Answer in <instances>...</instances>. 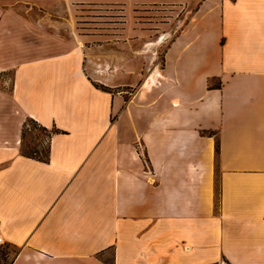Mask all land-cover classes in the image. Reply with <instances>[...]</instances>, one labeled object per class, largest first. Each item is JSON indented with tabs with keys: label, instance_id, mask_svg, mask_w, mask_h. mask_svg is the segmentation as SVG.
I'll return each mask as SVG.
<instances>
[{
	"label": "crops",
	"instance_id": "obj_1",
	"mask_svg": "<svg viewBox=\"0 0 264 264\" xmlns=\"http://www.w3.org/2000/svg\"><path fill=\"white\" fill-rule=\"evenodd\" d=\"M6 1L0 247L16 252L0 264H264V0H202L127 100L41 9L123 0ZM172 89L206 101L196 124L137 127L131 107ZM28 119L60 132L47 162L22 154Z\"/></svg>",
	"mask_w": 264,
	"mask_h": 264
},
{
	"label": "rangeland",
	"instance_id": "obj_2",
	"mask_svg": "<svg viewBox=\"0 0 264 264\" xmlns=\"http://www.w3.org/2000/svg\"><path fill=\"white\" fill-rule=\"evenodd\" d=\"M175 1L180 0H135L134 13H131L133 4L128 0L118 3L88 2L71 7L56 4L50 9H41L54 11L56 19L59 15L63 16L61 20L66 26L62 33L65 36L69 30L70 34L79 30L80 34L86 36L84 67L87 75L98 80L96 85L101 90L122 95L127 100L144 87L154 64H162L164 47H158L160 42L161 46L168 44L202 0H187L184 4ZM6 2L0 0V7ZM10 3L12 5L14 2ZM23 4L24 7H31L30 3ZM34 8L38 9L36 5ZM162 32H168V35L160 40ZM159 92L155 91L148 102L157 97ZM172 100H176L177 104H173ZM148 102L136 103L131 107L133 121L137 127L156 128L164 124L195 125L196 112L201 111L206 103L205 100L197 103L194 96L174 89L156 99L153 107L148 105ZM24 125L26 133L22 140V150L43 158L48 150L52 130L45 132L28 120ZM196 129L203 138L211 134L199 124ZM185 133L194 134L193 131ZM15 252L14 248L7 245L0 247V256L6 263L8 257Z\"/></svg>",
	"mask_w": 264,
	"mask_h": 264
},
{
	"label": "trees",
	"instance_id": "obj_3",
	"mask_svg": "<svg viewBox=\"0 0 264 264\" xmlns=\"http://www.w3.org/2000/svg\"><path fill=\"white\" fill-rule=\"evenodd\" d=\"M28 122H31L33 123L34 125L38 126L41 130L45 131V132H49L48 129L42 127L41 125H39L36 121H34L33 119H28ZM25 133H26V125L23 126V130H22V140L24 139L25 137ZM60 133L58 130L54 129L51 131L50 133V138L52 137V135H55V134H58ZM22 154L28 158H32V159H36V160H39V161H44V162H47L48 159H49V146H48V150H47V153L46 155L43 157V158H40V157H37L34 153H31V154H28V153H25L23 150H22Z\"/></svg>",
	"mask_w": 264,
	"mask_h": 264
},
{
	"label": "bare ground",
	"instance_id": "obj_4",
	"mask_svg": "<svg viewBox=\"0 0 264 264\" xmlns=\"http://www.w3.org/2000/svg\"><path fill=\"white\" fill-rule=\"evenodd\" d=\"M159 73L158 72H152L151 75H150V79L153 80L156 78V76L158 75Z\"/></svg>",
	"mask_w": 264,
	"mask_h": 264
},
{
	"label": "built area",
	"instance_id": "obj_5",
	"mask_svg": "<svg viewBox=\"0 0 264 264\" xmlns=\"http://www.w3.org/2000/svg\"><path fill=\"white\" fill-rule=\"evenodd\" d=\"M3 242H2V240L0 239V245L2 244Z\"/></svg>",
	"mask_w": 264,
	"mask_h": 264
}]
</instances>
